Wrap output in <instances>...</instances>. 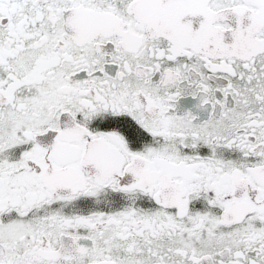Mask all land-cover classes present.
<instances>
[{"label": "snow or ice", "instance_id": "6c2138e0", "mask_svg": "<svg viewBox=\"0 0 264 264\" xmlns=\"http://www.w3.org/2000/svg\"><path fill=\"white\" fill-rule=\"evenodd\" d=\"M0 264H264V0H0Z\"/></svg>", "mask_w": 264, "mask_h": 264}]
</instances>
